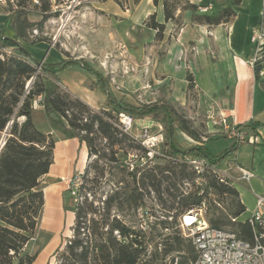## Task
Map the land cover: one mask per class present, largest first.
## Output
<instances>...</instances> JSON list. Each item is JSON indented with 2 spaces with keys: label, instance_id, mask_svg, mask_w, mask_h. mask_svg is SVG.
I'll return each mask as SVG.
<instances>
[{
  "label": "trees",
  "instance_id": "1",
  "mask_svg": "<svg viewBox=\"0 0 264 264\" xmlns=\"http://www.w3.org/2000/svg\"><path fill=\"white\" fill-rule=\"evenodd\" d=\"M114 1L123 6L122 0ZM159 1L153 0L156 6ZM139 2L134 0L135 4ZM238 3L240 0H234L233 5L217 15L194 14L192 21L209 26L227 23L236 14L233 6ZM25 7L19 4L14 10L17 20L14 36L0 29V264H33L37 258V254H29L27 247L40 226L45 204L41 181L53 163L55 146L54 138L34 123L33 105L37 98H41L40 104L50 123L78 138L81 145L87 147L88 161L92 156L96 157L84 169V182L79 193L98 187L107 171L116 179L118 186L121 185L107 196L102 208L95 206V202L87 197L82 203L77 201L72 228L74 237L63 246L64 262L61 264H153L155 259L145 258L143 241L123 243L116 238L114 231L127 234L130 228L112 214L114 207L123 210L144 205L151 198L152 191L166 217L157 223L159 226L155 229L176 227L182 213L207 202L208 193L213 192L232 198L229 208L232 218H228L229 213L222 212L219 216H208L210 224L223 229L232 226L228 230L245 240H252L254 234L249 220H237L246 207L234 186L216 174H208L202 186L195 185L187 191L185 184L194 185L195 175L184 160H179V156L192 154L207 157L213 163L222 162L241 144L236 141L230 150L212 156L192 119L168 100L159 98L154 102L133 105L118 99L111 89L110 76H105L83 58L57 62L44 60L41 63L42 60L24 45L27 31L34 25L26 17ZM163 8L165 22L176 21L177 28H180L182 24L176 17L177 10L196 12L199 6L189 0H163ZM49 9L47 6L42 11L43 18H48ZM144 24L156 32V40H163L166 25L157 20L156 13L150 14ZM73 65L94 76L96 83L106 90V106L93 108L59 85V74ZM255 73L259 77L257 71ZM187 80L190 91L195 87L192 74L187 75ZM120 114L135 120L149 117L158 121L163 126L171 160L159 158L162 163L145 167L136 165L134 170H128L125 162L118 158V153L129 154L128 149L138 148L145 154L146 149L122 129ZM262 125L264 123L239 124L237 130L250 136L255 135ZM176 130L200 144L183 148L176 139ZM91 170L94 171L93 177L89 176ZM89 214H92L91 219H87ZM175 229L172 237L175 244L166 247L165 254L178 252L185 243L179 230ZM190 244L194 249L191 241Z\"/></svg>",
  "mask_w": 264,
  "mask_h": 264
},
{
  "label": "crops",
  "instance_id": "2",
  "mask_svg": "<svg viewBox=\"0 0 264 264\" xmlns=\"http://www.w3.org/2000/svg\"><path fill=\"white\" fill-rule=\"evenodd\" d=\"M108 1L113 0L105 2ZM189 1L199 7L211 6V9L207 12L210 15H217L224 8L234 4V0ZM142 4H145L144 15L141 19L143 22L150 14L156 13L157 20L165 23L166 28L163 40H156V32L150 29L153 31L150 45L145 46L139 43L133 47L125 42L127 38L133 40L132 28H121L117 34L111 28L107 33L108 39L106 43L104 41L100 47L92 48L86 41V33L83 31V29L87 28H82L79 35L82 38L81 43L84 44V49L79 52L80 55L72 58L63 56L58 58L60 60L83 58L105 76L112 75V77L111 71L107 72L108 70L103 67L105 61L111 62L114 66L120 65L122 62L132 65L142 64L143 69L141 72L144 75V82L151 81L154 82L152 83L153 85H156V83H164L167 79L174 81V96L176 95L177 98L172 101L165 96L159 98H164L172 104H177L181 107L185 105L187 100V75L189 73L192 74L197 86L204 87L205 91H208L211 96H215L213 84L216 81L228 80L229 85L225 84L224 91L221 89L222 106L219 112L215 111L214 114L228 116L229 121L237 126L251 122L264 123V76L257 77L254 68L250 64V61L257 53V42L254 39V32L260 28L262 23V0H240V3L233 6L236 14L227 23L216 26L194 23L192 21L194 14H205L201 13L199 9L196 12L178 9L176 17L182 25L175 35L172 34V31L177 28L176 21L165 22L163 0H160L157 6L153 0H140L139 3L133 4L132 9L123 8L119 5L114 9L115 13H112L110 9L104 11V13L111 18L127 19L132 22L135 11ZM132 23L134 24V22ZM97 29L95 28L93 32L90 30V33L97 32ZM37 44L42 47L50 45L49 49L55 48L45 40H41ZM27 48L33 55L35 54L30 47ZM162 48H164V53L160 55L159 52ZM108 55L113 57L112 60L109 57L106 60ZM55 56H58L56 51ZM45 58L46 56L42 60H45ZM154 64H159L157 69L152 67ZM59 78V85L63 89L69 90L91 107L100 108L107 105L106 90L96 83L94 76L78 65H73L62 71L59 74ZM138 78V76H134L130 79V84L134 86ZM110 86L118 99H123L133 105L140 104L136 101H131L130 96H125L115 90L111 81ZM142 87H145V85L143 84ZM156 100L154 99L150 102ZM42 107L40 100H36L33 110L39 111ZM147 118L138 119V121L143 124ZM190 118L194 119L192 116ZM193 123L198 128L197 124ZM211 123V121H208L209 126ZM58 129L49 125L47 130L43 131L54 138L55 146L53 163L49 172L41 181L45 204L39 228L42 232L41 234L47 235L44 248L35 261L37 262L39 258L43 257V254L44 257L41 258V264H47L52 253L57 248L64 246L62 238H59L61 233L57 229L58 220L54 217V212L66 210V179L72 177L76 172L83 171L89 158L87 147L81 145L78 138L71 137L63 130ZM183 135L191 143L189 146L195 145L194 140L185 134ZM253 136L255 138L254 143L241 144L237 151L228 153L225 160L219 162L221 167L229 165L231 167L230 172L235 176L238 175L237 168H235L236 165L254 173L250 181L240 180L234 184V188L238 191L240 199L246 207V211L238 217L237 220L239 221L248 220L255 212L257 197L260 195L264 196V125L259 127L257 133ZM215 142L216 144H214ZM234 143L235 139L229 134H219L215 137L212 136L204 145L212 156H217L230 150ZM210 144L218 145L217 147L219 148H217L216 154L210 152ZM81 153L84 162L77 169L75 162ZM47 211L48 213L45 214ZM74 223L75 212L73 213V221L68 232H72ZM53 236L58 240L54 241Z\"/></svg>",
  "mask_w": 264,
  "mask_h": 264
},
{
  "label": "rangeland",
  "instance_id": "3",
  "mask_svg": "<svg viewBox=\"0 0 264 264\" xmlns=\"http://www.w3.org/2000/svg\"><path fill=\"white\" fill-rule=\"evenodd\" d=\"M107 0H0V29H4L5 32L14 36L15 34V24L17 23L16 15L14 14V10L19 4L26 6L27 15L26 17L34 22V25L30 27L27 31V36L25 38L24 45L26 47H30L32 51L35 53L34 56L42 60L45 56V61L49 59V61H60L58 57H66L72 58L79 56V52L83 51L84 44L81 43V37L79 35L80 29L86 33V41L92 48L100 47L102 42L107 41V33L109 29H113V31L117 34L119 30L122 28H132V38H127L125 41L129 46L135 47L137 44L148 46L150 45V41L152 40V30H150L147 26H145L142 17L144 15V7L145 4H142L135 11L134 19L132 22L127 19H119L116 17H108L104 11L111 10L112 13L114 9L119 6L118 3ZM123 8L127 7L132 9L134 0H122ZM49 6L50 9L47 11L48 18H43V12L45 8ZM57 12V13H56ZM57 14V15H56ZM25 16H23L24 18ZM90 28V29H88ZM95 28L97 32L91 34ZM105 28V29H103ZM179 28L173 29V35L178 31ZM41 40L47 41L49 44H52L54 49H49L50 45H45L42 47L38 45ZM64 43H66L64 45ZM55 51L58 53V56H55ZM164 53V48L160 49L159 54L162 55ZM108 57L112 60L113 57L111 55L106 56V60ZM127 67H126V65ZM159 65V64H158ZM157 64H154L152 67L154 69L158 68ZM103 67L108 71H111V82L113 83L115 90H118L123 95L130 96V100L138 103H147L153 101L154 99H158L159 97L165 96L170 101L177 98L174 96V81L172 79H167L164 83H156L153 85L151 81L144 82V75H142V64L132 65L127 63H121L120 65H112L111 62L105 61L103 63ZM129 67V68H128ZM134 76H138L136 79V84L132 86L130 84L131 80ZM145 87H142V85ZM225 84L229 85L228 80L226 81H216L213 85L215 96H211L208 91L206 92L204 87L197 86L195 83V87L187 92V100L183 107L176 105L182 112H184L188 117L194 118L193 122L197 124L198 130L203 136H211L210 132H215L219 126L214 125L215 119H219V115H215V111L219 112L220 107L222 106V94L221 89L224 91ZM40 98H37V101ZM34 122L37 127L46 131L47 126L51 125L55 128H58L56 125L50 123L47 119L46 111L42 107L41 110H35L33 112ZM133 126L129 130V134L133 138H139L142 134L144 127L149 126L152 135H155L157 132L161 130L163 126L156 120L152 118L145 119L144 123L141 124L140 121L133 119ZM208 121H211V125H208ZM60 129V128H59ZM58 129V130H59ZM176 139L181 144L183 148H189V143L183 133L180 130H176ZM211 138V137H210ZM105 144V141H103ZM216 144V142L214 143ZM210 144L209 150L212 154H216V150L218 145ZM129 153H138L143 154L141 149L134 148L128 149ZM118 158L123 162L127 161L129 158V154H125L124 152L118 153ZM96 160L95 156H92L88 162L90 164ZM84 162V158L82 153L79 157L76 158V167L79 169ZM155 163H162L161 159L155 158L152 160L150 165ZM88 164V163H87ZM103 164V162H101ZM90 177L94 176V171L91 170ZM230 186H234L232 181H229ZM116 183V179L112 178L109 171L106 172L105 176L101 179L100 185L93 190H85L81 195L88 198L89 201L92 200L95 202V206L104 207L102 202L104 201L109 194H112L113 190H116L118 187ZM90 195V197H89ZM208 202V216H219L222 212L229 213L228 218L231 219L232 215L229 211V208L232 204V198L229 196H218L213 192H209L207 195ZM77 203L74 197L72 196L69 190L65 193V207L66 210L56 211L54 212V217L58 220L57 229L60 231L61 235L59 238H62V243L64 246L69 242V236L73 237L74 232H68L71 228V223L73 221V213L74 206ZM135 208L125 207L123 210H119L117 208H113L112 214L115 216H120V218L126 221L129 224H135L136 216H135ZM48 213L45 212V214ZM99 216V215H94ZM92 214L87 216V219H91ZM242 219V218H241ZM172 220V219H169ZM226 229L232 228V226H225ZM176 227L172 225L171 228L165 230L157 228L155 229V235L158 241L163 244V251L155 253V249H152L149 253H146L145 258L155 259L153 260V264H173V262L178 257L180 264H190L195 256V251L190 244L189 239H185V243L182 244L181 249L177 252H170L165 254V248L169 247L170 244H175L174 239L172 238L175 234ZM40 228L36 231L35 238L29 243L27 247V251L29 254H37L43 250L44 244L47 241V235L41 234ZM53 240L57 241L55 236H53ZM73 240V239H72ZM157 241H154L156 243ZM63 247L57 248L52 255L50 256L47 264H61L63 261L62 251ZM44 257V255L42 254ZM41 257V258H43ZM39 258L37 262L34 264H41L42 259Z\"/></svg>",
  "mask_w": 264,
  "mask_h": 264
},
{
  "label": "built area",
  "instance_id": "4",
  "mask_svg": "<svg viewBox=\"0 0 264 264\" xmlns=\"http://www.w3.org/2000/svg\"><path fill=\"white\" fill-rule=\"evenodd\" d=\"M198 9L201 13H207L211 9V6H200ZM261 17V26L254 32V39L257 42V53L250 61L251 66L257 71L259 77L264 76V0H262ZM120 120L122 122V129L129 133V130L133 126V118L126 114H120ZM214 125H218L219 128L215 132H210V137H215L219 134H229L235 139V142L238 141L240 144L255 142L253 135L248 136L245 132L238 131L237 125L232 124L226 115L219 114V119H215ZM210 137L202 136L203 142H207ZM134 139L146 149V153H129V158L125 161L128 170H134L136 165L142 167L149 166L155 158L171 160L168 152L169 146L166 143L162 127L159 132L152 135L149 126H146L140 137ZM194 143L195 145L200 144L196 141ZM180 159L186 162L195 175L194 185L191 183L185 184L187 191L191 190L195 185L202 186L208 174H216L222 181H232L233 185L240 180L248 182L254 176L252 171L239 165L235 166L238 174L235 176L230 172L231 167L229 165L221 167L219 162L213 163L204 156L187 154L179 156ZM83 172L84 170L76 172L72 177L66 179L67 190L80 203L86 198L79 193L84 182ZM151 194V198L147 199L144 205L135 210V224H129L122 220L120 216H116L130 228V231L127 234H121L118 230L114 231L116 238L120 242L132 243L135 240L143 241L146 253H149L152 249H155L157 252L163 251V244L158 241L159 239H157L154 231L159 226L157 223L160 220L166 219L162 207L155 198V193L152 191ZM103 202L102 205H104ZM207 212L208 203L204 201L202 205L182 213L176 222V228L179 230L181 236L189 239L195 249L196 257L190 264H264V196L260 195L257 197L255 212L248 219L254 234L252 240H245L231 230L212 226ZM233 221H236V219H233ZM82 231H84V228H82ZM83 236L85 239L88 238L86 233ZM73 237L69 236V241ZM154 241L157 242L154 243ZM173 264H180L178 257Z\"/></svg>",
  "mask_w": 264,
  "mask_h": 264
},
{
  "label": "water",
  "instance_id": "5",
  "mask_svg": "<svg viewBox=\"0 0 264 264\" xmlns=\"http://www.w3.org/2000/svg\"><path fill=\"white\" fill-rule=\"evenodd\" d=\"M44 62V60H42V62L41 63H43ZM30 85V84H29ZM29 85H28V87H29Z\"/></svg>",
  "mask_w": 264,
  "mask_h": 264
}]
</instances>
